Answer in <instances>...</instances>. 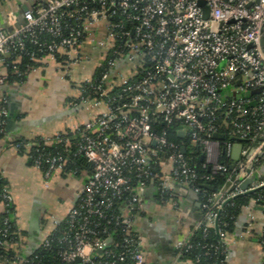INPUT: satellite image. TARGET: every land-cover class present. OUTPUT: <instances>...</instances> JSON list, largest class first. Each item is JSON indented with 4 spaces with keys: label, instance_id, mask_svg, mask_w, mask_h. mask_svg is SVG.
<instances>
[{
    "label": "built area",
    "instance_id": "1",
    "mask_svg": "<svg viewBox=\"0 0 264 264\" xmlns=\"http://www.w3.org/2000/svg\"><path fill=\"white\" fill-rule=\"evenodd\" d=\"M4 20L0 63L8 58L18 77L22 72L14 63L21 52L32 60L58 58L60 72L70 77L86 34L101 48L103 61L99 75L78 88V102L90 118L74 134L53 139L73 146L91 171L64 218H53V230L36 248L64 243L55 250L58 264H74L76 256L79 264H145L133 220L144 211L147 190L160 203L177 206L181 189L195 195L215 173L229 170L174 248L191 247L193 230L205 233L212 226L218 234L213 248L222 256L216 264H224L229 232L220 214L225 203L250 194L240 210H246L247 224L254 215L261 217L264 256V0H31L21 16L7 9ZM99 29L100 38L91 35ZM26 43L35 50H27ZM7 77L0 74V84ZM7 119L2 97L0 133ZM157 123L174 124L178 135L187 136L209 173L199 176L185 143L170 140L166 128L156 130ZM236 143L241 146L233 160ZM9 144L23 150L46 183L63 171L66 158L60 152L33 153L23 140ZM222 153L228 164L219 162ZM198 179L204 182L197 184ZM0 203L2 247L8 245L12 218L7 186ZM4 261L0 252V264Z\"/></svg>",
    "mask_w": 264,
    "mask_h": 264
},
{
    "label": "crops",
    "instance_id": "2",
    "mask_svg": "<svg viewBox=\"0 0 264 264\" xmlns=\"http://www.w3.org/2000/svg\"><path fill=\"white\" fill-rule=\"evenodd\" d=\"M30 2L3 0L0 23L5 22L7 9L21 16L23 6ZM91 35L100 38L102 31L96 30ZM90 37L87 34L82 37V55L72 66L70 77L60 72L58 58L44 57L34 60L35 64L27 69L22 80L9 81L6 78L0 84V98L7 101L8 108L5 130L0 133V177L11 194L12 218L19 234V239L8 245L21 259L53 230V218H64L83 187L86 173L82 171L73 175L56 171L46 183L42 171L9 143L18 139L29 145L38 140L51 143L57 134H74L90 118L89 110L77 99L80 83L91 78L103 62L101 48L93 44ZM0 74L7 75L4 63H0ZM197 202L195 195L184 188L178 195L177 206L170 202L160 203L152 191L147 190L144 211L135 215L133 220V226L142 238L145 264H194L190 259L179 258L174 240L183 238L195 223L200 211ZM44 205L51 210L50 215ZM245 217L246 210L241 209L229 232L224 264H264L259 240L262 219L256 214L247 224Z\"/></svg>",
    "mask_w": 264,
    "mask_h": 264
},
{
    "label": "trees",
    "instance_id": "3",
    "mask_svg": "<svg viewBox=\"0 0 264 264\" xmlns=\"http://www.w3.org/2000/svg\"><path fill=\"white\" fill-rule=\"evenodd\" d=\"M26 49L27 50H35V46L31 43H26ZM18 60L14 63L15 67L22 72V75L18 77L17 75L13 74V64H10L8 61V58H4L6 61L5 67H6V73L8 75L7 79L9 81L13 80H22L25 72L29 67H32L35 64V61L30 59L25 52H21L18 54ZM100 69L95 72L93 75L94 77H97L99 75ZM156 130H160L161 128H166L168 130V138L170 140L179 142L182 140L185 143L186 151L191 153L193 155V162L196 172L199 176L205 175L209 173V170L206 167L201 166L202 159L200 157L199 150H195L192 146H190L189 138L187 136H180L177 134L176 131H174L175 125L170 124L167 127L163 124H154ZM224 139H229L228 135L224 134ZM22 140V139H18ZM24 141V140H23ZM35 149H38L40 152H49V153H55L60 152L62 155L65 156L66 161L65 165L63 167V171L67 173H71L73 175H79L82 171L85 173H89L91 171V165L87 161V159L80 155L74 153V147H68L65 146L61 142H51V143H45L42 140H38L37 143L34 145H31V152L36 153ZM23 151V150H22ZM229 158L225 157V155L222 153L219 157V162L221 163H227L229 162ZM29 161V160H28ZM229 170H226L225 172H217L215 173L211 180L208 181L210 185H212L213 189H208L206 187L205 190H201L197 194H195L196 200L199 202V209H201V203L206 199V196L210 194L213 190L219 189L225 182V179L228 175ZM203 179H198L196 181L197 184L203 183ZM7 186L6 182L0 177V192L2 189ZM186 189V188H185ZM187 190V189H186ZM252 195L247 194L243 196H237L231 201L227 202L223 206V210L220 214L221 216V222L225 221L226 225L224 228L231 232L235 220L237 219L239 212H240V206L247 203L248 199ZM14 212L13 204L9 206V213L12 216ZM4 214H0V229L3 227L2 219ZM64 223H61V226H63ZM57 234V232L55 233ZM19 239V234L17 233V230L15 228V225L13 223V218L10 219V225L8 227V235L5 237V240H7L6 243L10 244L11 242ZM192 240V246L185 249L181 248V250L175 249V253H178V256L180 259H190L194 262V264H216L219 262V260L222 258L220 253L216 250H214V245L218 242V234L216 232V229L214 227H208L207 231L204 233V231L199 227L193 230V234L191 236ZM64 243H57L56 241L52 242V245L45 248H35L33 249L29 255H27L26 260L23 261L20 257H15L14 254H16L15 249L13 247H10L9 245L0 247V252L2 256L4 257L5 261L3 264H58L60 262L59 255L55 251L57 248L62 249L64 248ZM55 247V248H54Z\"/></svg>",
    "mask_w": 264,
    "mask_h": 264
},
{
    "label": "water",
    "instance_id": "4",
    "mask_svg": "<svg viewBox=\"0 0 264 264\" xmlns=\"http://www.w3.org/2000/svg\"><path fill=\"white\" fill-rule=\"evenodd\" d=\"M200 3H203V2L200 1ZM25 8H26V6H23V9H25ZM205 15H206V7H205L204 16ZM214 135L216 137H222V134H219V133H216ZM240 146H241L240 143H236L234 145V148L232 150V155H231L233 160H236L238 158ZM181 149H182V151H184V147H182ZM232 165H233V162L231 163L230 166H232ZM245 183H246V181L243 184H245ZM203 186L206 187V188H208V189H213L212 185H210V184H203ZM196 204H199V203L197 202ZM79 262H80V258L78 256H76L75 259H74V264H79Z\"/></svg>",
    "mask_w": 264,
    "mask_h": 264
},
{
    "label": "rangeland",
    "instance_id": "5",
    "mask_svg": "<svg viewBox=\"0 0 264 264\" xmlns=\"http://www.w3.org/2000/svg\"><path fill=\"white\" fill-rule=\"evenodd\" d=\"M55 199V198H54ZM45 207L47 206V205H44ZM46 213L48 214V215H50L51 214V210L48 208V207H46Z\"/></svg>",
    "mask_w": 264,
    "mask_h": 264
}]
</instances>
